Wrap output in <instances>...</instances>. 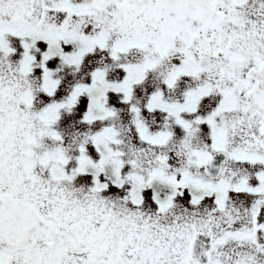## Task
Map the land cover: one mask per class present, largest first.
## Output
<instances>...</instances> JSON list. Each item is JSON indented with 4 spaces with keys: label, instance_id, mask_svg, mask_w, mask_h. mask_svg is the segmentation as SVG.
Returning a JSON list of instances; mask_svg holds the SVG:
<instances>
[{
    "label": "snow or ice",
    "instance_id": "6c2138e0",
    "mask_svg": "<svg viewBox=\"0 0 264 264\" xmlns=\"http://www.w3.org/2000/svg\"><path fill=\"white\" fill-rule=\"evenodd\" d=\"M0 264H264V0H0Z\"/></svg>",
    "mask_w": 264,
    "mask_h": 264
}]
</instances>
